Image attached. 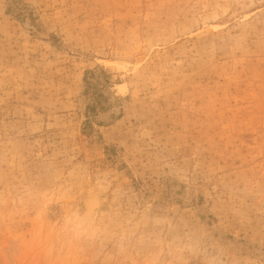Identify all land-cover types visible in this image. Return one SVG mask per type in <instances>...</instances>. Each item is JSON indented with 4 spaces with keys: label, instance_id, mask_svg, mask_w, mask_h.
Here are the masks:
<instances>
[{
    "label": "rangeland",
    "instance_id": "1",
    "mask_svg": "<svg viewBox=\"0 0 264 264\" xmlns=\"http://www.w3.org/2000/svg\"><path fill=\"white\" fill-rule=\"evenodd\" d=\"M0 264H264V0H0Z\"/></svg>",
    "mask_w": 264,
    "mask_h": 264
}]
</instances>
